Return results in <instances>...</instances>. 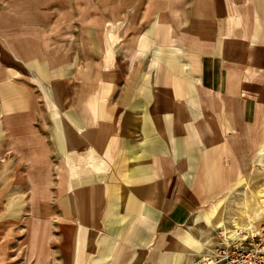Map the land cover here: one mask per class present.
I'll return each instance as SVG.
<instances>
[{"label": "crops", "instance_id": "1", "mask_svg": "<svg viewBox=\"0 0 264 264\" xmlns=\"http://www.w3.org/2000/svg\"><path fill=\"white\" fill-rule=\"evenodd\" d=\"M263 139L264 0H0V264H205Z\"/></svg>", "mask_w": 264, "mask_h": 264}, {"label": "rangeland", "instance_id": "2", "mask_svg": "<svg viewBox=\"0 0 264 264\" xmlns=\"http://www.w3.org/2000/svg\"><path fill=\"white\" fill-rule=\"evenodd\" d=\"M254 155L250 179H246V183L243 182L241 186L237 185L235 199L223 203L225 208L218 211L221 222L213 229V235L205 242L207 246V255L205 254L203 259L205 261L212 259L216 249L222 247L226 241H236L252 233L264 234V210L256 212L264 204V139ZM16 243L14 250H11L12 255L23 252H20V246L18 247ZM18 260V257H13L11 263L15 264Z\"/></svg>", "mask_w": 264, "mask_h": 264}, {"label": "built area", "instance_id": "3", "mask_svg": "<svg viewBox=\"0 0 264 264\" xmlns=\"http://www.w3.org/2000/svg\"><path fill=\"white\" fill-rule=\"evenodd\" d=\"M205 264H264V234L226 241Z\"/></svg>", "mask_w": 264, "mask_h": 264}, {"label": "bare ground", "instance_id": "4", "mask_svg": "<svg viewBox=\"0 0 264 264\" xmlns=\"http://www.w3.org/2000/svg\"><path fill=\"white\" fill-rule=\"evenodd\" d=\"M260 210H262V211L264 210V204H263V207L262 208H258V210H256V212L258 211L257 213H259Z\"/></svg>", "mask_w": 264, "mask_h": 264}]
</instances>
